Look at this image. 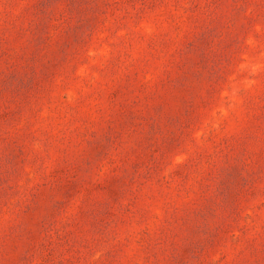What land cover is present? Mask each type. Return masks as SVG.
I'll return each mask as SVG.
<instances>
[{
  "label": "rangeland",
  "instance_id": "1",
  "mask_svg": "<svg viewBox=\"0 0 264 264\" xmlns=\"http://www.w3.org/2000/svg\"><path fill=\"white\" fill-rule=\"evenodd\" d=\"M0 264H264V0H0Z\"/></svg>",
  "mask_w": 264,
  "mask_h": 264
}]
</instances>
